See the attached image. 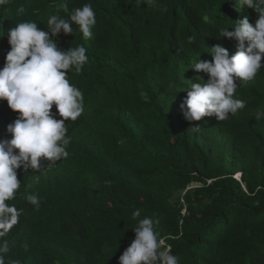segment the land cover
<instances>
[{"label": "trees", "instance_id": "1", "mask_svg": "<svg viewBox=\"0 0 264 264\" xmlns=\"http://www.w3.org/2000/svg\"><path fill=\"white\" fill-rule=\"evenodd\" d=\"M85 4L96 17L91 37L75 23L72 34L55 37L64 50L86 49L81 71L67 77L84 110L65 121L67 158L40 172L17 170L21 185L8 203L20 215L0 238L9 244L5 264H119L145 217L179 264H264V119L255 118L264 111V66L236 81L234 98L245 106L228 119L189 122L180 108L186 80L209 78L192 63L212 61L211 46L236 52L237 41L219 29L245 16L255 26L258 14L236 0H8L0 68L8 29L31 21L48 30L51 15L67 20ZM52 112L63 119L55 105ZM18 116L0 100V140L11 138L7 125Z\"/></svg>", "mask_w": 264, "mask_h": 264}, {"label": "clouds", "instance_id": "2", "mask_svg": "<svg viewBox=\"0 0 264 264\" xmlns=\"http://www.w3.org/2000/svg\"><path fill=\"white\" fill-rule=\"evenodd\" d=\"M152 2L155 4L156 0ZM6 3L8 0H0V6ZM236 3L253 9L258 19L254 26L250 17L245 16L235 21L231 31L225 27L219 29L220 37L237 41L235 54L230 55L225 47L215 45L208 52L212 61H202L199 57L192 63L190 68L208 74L209 78L205 80L197 75L186 80L187 96L180 108L189 122L212 115L223 121L229 114L235 115L245 106L244 101L234 98L236 81L252 80L264 66V0H236ZM23 11L18 9L20 13ZM72 23L79 26L85 38L91 37V28L96 24L91 5L73 9L67 20L51 15L48 30L39 28L35 22L24 21L7 31L10 50L0 68V100H6L19 116L7 125L11 138L0 140V238L7 235L20 215L17 207L8 203L21 185L17 170L40 172L69 156L66 148L70 137L66 136L65 121H75L82 114L84 97L67 77L70 69L81 71L88 59L83 46L68 50L58 46L55 37L72 34ZM188 39L191 43L194 37ZM53 105L63 119L56 118ZM255 118L264 119V111L257 112ZM43 161L48 163L45 165ZM240 176V172L235 175L237 179ZM26 199L32 205L39 204L35 194L27 195ZM138 217L139 209L133 213L134 219ZM133 229L135 239L119 257V264H179L178 257L171 254V246L155 231L152 218L139 219ZM8 251V241L3 240L0 264H5L3 253Z\"/></svg>", "mask_w": 264, "mask_h": 264}]
</instances>
